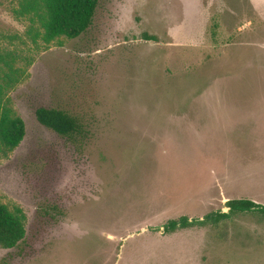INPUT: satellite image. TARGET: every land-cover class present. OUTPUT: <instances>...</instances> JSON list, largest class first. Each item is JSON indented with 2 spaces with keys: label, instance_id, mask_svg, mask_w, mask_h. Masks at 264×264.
<instances>
[{
  "label": "rangeland",
  "instance_id": "rangeland-1",
  "mask_svg": "<svg viewBox=\"0 0 264 264\" xmlns=\"http://www.w3.org/2000/svg\"><path fill=\"white\" fill-rule=\"evenodd\" d=\"M24 27L0 0V33ZM8 97L25 136L0 157V201L26 235L0 264H264L259 213L164 233L264 206V0H100ZM39 107L80 118L81 148Z\"/></svg>",
  "mask_w": 264,
  "mask_h": 264
},
{
  "label": "trees",
  "instance_id": "trees-1",
  "mask_svg": "<svg viewBox=\"0 0 264 264\" xmlns=\"http://www.w3.org/2000/svg\"><path fill=\"white\" fill-rule=\"evenodd\" d=\"M13 19L23 24L22 34L0 33V157L16 150L25 136V124L11 106L8 94L28 77V69L40 52L60 38L76 39L92 26L100 0H3ZM152 40L155 38L151 37ZM37 123L66 142L81 148L88 137L86 125L67 110L39 107L34 112ZM227 212L207 214L203 220L189 221L186 217L170 220L164 233L202 226L242 213H259L264 206L247 199L228 200ZM23 211L9 209L0 201V247L12 249L23 242L25 229Z\"/></svg>",
  "mask_w": 264,
  "mask_h": 264
}]
</instances>
